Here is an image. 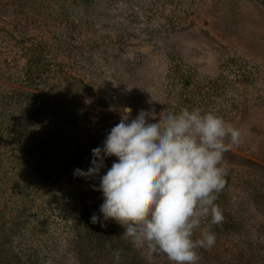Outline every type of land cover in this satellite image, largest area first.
I'll list each match as a JSON object with an SVG mask.
<instances>
[{"label":"rangeland","instance_id":"obj_1","mask_svg":"<svg viewBox=\"0 0 264 264\" xmlns=\"http://www.w3.org/2000/svg\"><path fill=\"white\" fill-rule=\"evenodd\" d=\"M125 107L240 130L198 264H264V0H0V264H148L117 223L91 222L117 158L74 176Z\"/></svg>","mask_w":264,"mask_h":264},{"label":"clouds","instance_id":"obj_2","mask_svg":"<svg viewBox=\"0 0 264 264\" xmlns=\"http://www.w3.org/2000/svg\"><path fill=\"white\" fill-rule=\"evenodd\" d=\"M131 113L129 107L121 110L102 146L92 149L87 171L74 170L76 177L95 178L107 158H117L100 176L99 187L93 186L103 195V221L93 214L91 222L117 223L124 229L121 238L148 264L159 254L170 264H198V250L216 242L211 226L223 220L215 201L227 182L224 156L240 145L241 132L198 108L165 110L157 122H149L156 118L145 110L135 118ZM121 252L112 253L114 264H120Z\"/></svg>","mask_w":264,"mask_h":264},{"label":"trees","instance_id":"obj_3","mask_svg":"<svg viewBox=\"0 0 264 264\" xmlns=\"http://www.w3.org/2000/svg\"><path fill=\"white\" fill-rule=\"evenodd\" d=\"M80 220H81V222H82V224L84 225V227L86 228V229H89V222H88V219H87V215L85 214V215H82L81 216V218H80Z\"/></svg>","mask_w":264,"mask_h":264}]
</instances>
